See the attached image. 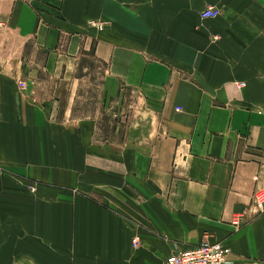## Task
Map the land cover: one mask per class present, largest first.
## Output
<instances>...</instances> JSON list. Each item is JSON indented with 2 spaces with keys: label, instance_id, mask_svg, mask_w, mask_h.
I'll return each mask as SVG.
<instances>
[{
  "label": "crops",
  "instance_id": "1",
  "mask_svg": "<svg viewBox=\"0 0 264 264\" xmlns=\"http://www.w3.org/2000/svg\"><path fill=\"white\" fill-rule=\"evenodd\" d=\"M46 3L15 1L30 48L0 65V264H161L202 240L264 264V0ZM91 48L149 129L73 116Z\"/></svg>",
  "mask_w": 264,
  "mask_h": 264
},
{
  "label": "rangeland",
  "instance_id": "2",
  "mask_svg": "<svg viewBox=\"0 0 264 264\" xmlns=\"http://www.w3.org/2000/svg\"><path fill=\"white\" fill-rule=\"evenodd\" d=\"M15 1L0 0V65H6L7 61L19 55H25L30 48L31 40L24 38L10 25ZM39 1L49 4L48 2L55 0ZM97 22L94 23L97 24ZM44 56L45 54H41L39 57ZM75 77L78 85L75 82L73 85L77 88V95L69 98L75 118L97 120V129L101 132L107 131L108 135H113L115 138L117 133H120V137L126 135L128 138L132 135L134 128L139 126L150 128L149 108L141 94L124 88L118 89L119 93L117 89H111L105 78V68L95 58L94 48L84 54L79 61Z\"/></svg>",
  "mask_w": 264,
  "mask_h": 264
},
{
  "label": "built area",
  "instance_id": "3",
  "mask_svg": "<svg viewBox=\"0 0 264 264\" xmlns=\"http://www.w3.org/2000/svg\"><path fill=\"white\" fill-rule=\"evenodd\" d=\"M201 18L210 19L219 15V11L214 8H206L201 14ZM100 28V25H98ZM258 180L257 177L254 178ZM254 210L258 213L264 212V185L255 190L253 194ZM237 226V223H234ZM134 240V242H136ZM229 250L220 243L202 240L198 245L188 249L175 248L161 264H240L230 260Z\"/></svg>",
  "mask_w": 264,
  "mask_h": 264
}]
</instances>
